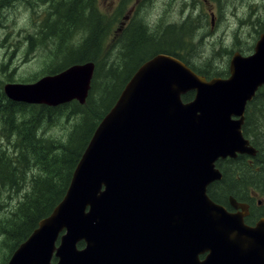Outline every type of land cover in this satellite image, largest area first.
<instances>
[{
	"label": "water",
	"instance_id": "water-1",
	"mask_svg": "<svg viewBox=\"0 0 264 264\" xmlns=\"http://www.w3.org/2000/svg\"><path fill=\"white\" fill-rule=\"evenodd\" d=\"M232 57L229 77L210 80L170 55L143 63L96 128L63 200L7 264H264V219L245 225L208 195L223 179L220 159L257 153L241 128L264 85V34L253 55ZM94 73L93 62L74 64L5 93L30 105H84Z\"/></svg>",
	"mask_w": 264,
	"mask_h": 264
},
{
	"label": "trees",
	"instance_id": "trees-1",
	"mask_svg": "<svg viewBox=\"0 0 264 264\" xmlns=\"http://www.w3.org/2000/svg\"><path fill=\"white\" fill-rule=\"evenodd\" d=\"M52 2L55 5V2ZM78 2L79 0H73L64 11L56 7L55 15L58 18L52 25H47V32L52 31L54 36H59V32L63 33L61 20L68 27L79 25L83 16L77 12ZM185 24L181 23L178 27L171 25V30L165 34L172 31L177 45L168 44L165 39L161 40V37L151 34L141 24L129 29L124 36L122 51L124 59L128 60L122 64L121 74L116 73L111 66L103 76V67L96 61V56L102 51L107 29L101 18L98 19L96 27L89 24L91 28L88 39L79 47L66 49L63 62L53 69L47 68L46 72L54 75L74 64L94 62L95 75L84 105L73 101L58 107H49L29 105L6 98V103L2 106L0 94V250L8 251L4 264H7L12 253L29 238L39 222L50 216L63 200L74 170L96 128L144 62L154 54L163 53L182 60L193 71L205 75L207 79L227 74L200 70L188 59L187 54L192 52L188 37L193 36L185 31ZM61 41H65L64 35L60 36ZM59 44L56 56L63 52V42ZM171 46H175V49L172 50ZM146 50H150V54L146 55ZM205 67L212 68L213 65L206 64ZM106 77L110 81L104 83L103 79ZM193 97L194 93L190 92L183 100L190 101ZM246 112V124L242 129L245 137L252 140L258 149V154L250 165L247 159L241 158L222 165L218 163L217 166L224 172L228 170V173L222 181L212 184L208 189L210 198L216 203H222L225 195L239 198L238 192L242 190L239 189L237 178L242 174L235 172L238 169H260L261 173L258 175L247 172L242 179L255 178L256 181L246 182V187L258 185L264 191V95L261 94L249 103ZM63 120L64 126L68 128L66 137L51 136L50 129ZM67 123L72 125L71 128ZM227 180L230 189L226 192L223 188Z\"/></svg>",
	"mask_w": 264,
	"mask_h": 264
},
{
	"label": "rangeland",
	"instance_id": "rangeland-1",
	"mask_svg": "<svg viewBox=\"0 0 264 264\" xmlns=\"http://www.w3.org/2000/svg\"><path fill=\"white\" fill-rule=\"evenodd\" d=\"M72 1L47 0L42 14L39 8L25 12L27 31L24 32V37H27L29 42L18 49L17 63L9 62L8 56L0 65V82L4 74L6 84L10 80H14L13 83H33L51 75L46 74L47 68L53 69L57 64L60 65L66 55V49L82 45L89 37V24L96 27L99 18L107 29L102 51L96 56V61L103 67L101 76L107 73L111 66L116 73L121 74L122 64L128 60L124 59L122 52L124 36L138 24L145 26L151 34L161 37V40L165 39L168 44L177 45L172 31L165 34L171 30V25L178 27L181 23H186L185 31L193 36L188 37L192 51L187 54L188 59L200 70L222 73L227 72L232 58L230 56L238 51L243 54L253 52L255 43L264 33V0H79L77 12L83 16L81 23L68 27L61 20L63 33L59 32V36H54L52 31L47 32V25H52L58 18L55 15L56 7L64 11ZM212 13L215 15L213 24ZM62 34L65 36V41H61L63 52L56 56ZM171 48L173 50L175 46ZM150 52L146 50L145 54ZM206 64L213 67L207 68ZM107 80L110 81L106 77L103 82L107 83ZM68 126L71 128L72 125ZM67 132L64 120L50 129L51 136L55 137H66ZM7 256L6 249L0 250L1 263Z\"/></svg>",
	"mask_w": 264,
	"mask_h": 264
},
{
	"label": "flooded vegetation",
	"instance_id": "flooded-vegetation-1",
	"mask_svg": "<svg viewBox=\"0 0 264 264\" xmlns=\"http://www.w3.org/2000/svg\"><path fill=\"white\" fill-rule=\"evenodd\" d=\"M42 1H40V0H0V3H1L0 4V52H1V57H0L1 63H0V65H2V63L7 59L8 56H9V62L14 61V63H17L18 56H19V52H17L18 49L23 48L25 43L29 42V39L27 37L26 38L24 37V32L27 31V28L25 27V16H26L25 12L26 11L29 12L33 9L39 8L40 14H42V11L45 10V8L47 6V0H42ZM32 15H33V13L31 14V16ZM34 17H35V15H33V18ZM214 17H215V15L212 13L211 14L212 24L214 22ZM41 19H39L38 22H40ZM262 34H264V33H262ZM260 38H259V40H260ZM256 43H255V46H256ZM255 46L253 48V52H251V53L243 54L242 52H239V51L235 52V53H239L243 57L253 55L255 52ZM159 54H161V53H159ZM156 55H158V54H154V56H156ZM230 57H232V56H230ZM232 58L229 61L227 74L225 76H220L221 78H228L229 77V75H230V69L229 68H230V63H231ZM187 66L189 68H191L189 65H187ZM194 72H196V71H194ZM196 73L198 75L206 77L205 75L199 74L198 72H196ZM13 81L14 80H10L8 82V84H23L22 81L20 83H16V82L13 83ZM6 82H7L6 81V75L4 74V78L1 79V82H0V94H1V102H2L1 105L2 106L5 105L6 98H8L6 93H5V86L8 85V84H6ZM261 94L264 95V85L261 86L258 89V91H256V95H255L253 101L256 98L260 97ZM247 108H248V104H247ZM247 108H246V111H247ZM246 116H247V112L245 113V116H244L245 117V124H246V119H247ZM248 141H250V145L253 146L257 152L258 149L254 146V144L252 143V140H248ZM257 154H258V152L254 156H250L247 154H238V156L235 159H232V158L220 159L216 163L215 166H217L219 162L222 165L225 162L230 163L231 161H235L239 158H241L243 160L247 159V162L250 165V164L254 163V159L257 156ZM217 168H219V167L217 166ZM220 171L222 172V174H223L222 178L224 179L225 178L224 176H225V174L228 173V170L224 172L220 169ZM235 172L242 174L240 176V178L239 177L237 178V180L239 181V183H238V186L240 187L239 189L242 190L240 192L237 191L239 198H235V197L230 196V195H225L224 200L221 201L222 203H217V204L223 206L228 211V213H235V214L243 215L245 225L255 227L258 223H260L264 219V194L261 193L264 191H262L263 189L260 188V186H258V185L246 187V182L251 181V180L256 181L255 178H246L245 180L242 178H243V176H246L247 172H252V173H255L258 175V173H261V170L260 169H251V170H245V169L239 170L238 169ZM212 184H214V183H212ZM224 186H225V188H223V189H225V191L227 192L230 189L228 180L225 182ZM209 187H208V189H209ZM232 199H234V201H236V206L239 205L238 208H236L233 205ZM59 243H60V241H57L56 245L58 246ZM84 247H85L84 242L78 243L79 249H83ZM208 255H209V252H203V253L198 255L197 259L199 262L205 261V259L208 257ZM52 263L56 264L57 259L53 258Z\"/></svg>",
	"mask_w": 264,
	"mask_h": 264
},
{
	"label": "bare ground",
	"instance_id": "bare-ground-1",
	"mask_svg": "<svg viewBox=\"0 0 264 264\" xmlns=\"http://www.w3.org/2000/svg\"><path fill=\"white\" fill-rule=\"evenodd\" d=\"M1 4V3H0ZM152 4V3H151ZM18 20V19H17Z\"/></svg>",
	"mask_w": 264,
	"mask_h": 264
}]
</instances>
